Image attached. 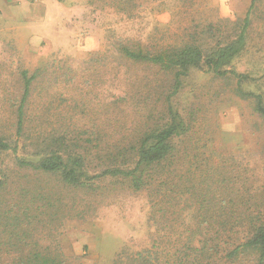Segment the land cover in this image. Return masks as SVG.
<instances>
[{
  "label": "rangeland",
  "instance_id": "374dc122",
  "mask_svg": "<svg viewBox=\"0 0 264 264\" xmlns=\"http://www.w3.org/2000/svg\"><path fill=\"white\" fill-rule=\"evenodd\" d=\"M24 1L0 0V132L13 130L21 72L40 68L31 99L35 129L63 127L102 155L158 121L170 82L151 67L124 61L118 39L149 47L197 40L209 48L235 38L253 4L136 0L124 7L137 11L126 13L107 0ZM39 9L46 13L41 19ZM250 17L246 49L231 68L257 81L239 85L191 72L173 104L192 115L194 129L173 141L176 154L158 168L149 190L136 192L117 179L74 189L51 175L12 171L0 192V264H20L34 253L66 264H128L129 254L156 242L166 260L177 257L197 220L192 187L205 177L264 205V121L255 101L235 93L241 87L264 99V0L255 2ZM92 161L98 171L100 162Z\"/></svg>",
  "mask_w": 264,
  "mask_h": 264
},
{
  "label": "trees",
  "instance_id": "16d2710c",
  "mask_svg": "<svg viewBox=\"0 0 264 264\" xmlns=\"http://www.w3.org/2000/svg\"><path fill=\"white\" fill-rule=\"evenodd\" d=\"M107 1L116 2L121 12L137 11L133 7L129 11L124 7L136 0ZM256 1L253 0L235 38L209 48L197 40L183 45L149 47L130 38L118 39L117 51L124 61L151 67L169 78L170 82L158 121L151 125L148 123L129 142L104 155L70 139L63 127L49 129L48 125H43L35 129L32 115L36 107L31 99L34 84L43 70L39 68L32 74L23 70L21 98L11 106L14 111L13 122L10 121L13 130L0 132V192L9 186L13 180L11 173L16 169L51 175L74 189H89L98 180L117 179L127 182L136 192L149 190L155 183L158 168L176 154L173 141L191 135L194 129L192 115L185 117L173 104L191 72L205 71L221 79H235L239 85L257 81L231 68L246 49L250 16ZM235 93L244 100L255 101V112L264 121L262 94L245 91L241 87ZM47 107L44 105L43 109ZM29 140L32 142L27 146ZM86 143L93 144L90 140ZM92 160L100 162L98 171L91 168ZM208 181L205 177L192 187L197 196V220L195 227L186 233L180 254L166 260L156 242L147 250L129 254L128 264H264V205H256L252 198L240 195L238 189L226 185L225 181ZM20 264L66 263L34 253Z\"/></svg>",
  "mask_w": 264,
  "mask_h": 264
},
{
  "label": "crops",
  "instance_id": "0c3cea01",
  "mask_svg": "<svg viewBox=\"0 0 264 264\" xmlns=\"http://www.w3.org/2000/svg\"><path fill=\"white\" fill-rule=\"evenodd\" d=\"M20 3V4H22V5H26V4H24L25 3V1L24 0H11V3ZM21 7H19L18 9H17V11H19V9H20ZM39 11H40V13H39V17L38 18H43V17H45V15H46V13H45V10L44 11H42V10H40L39 9Z\"/></svg>",
  "mask_w": 264,
  "mask_h": 264
}]
</instances>
